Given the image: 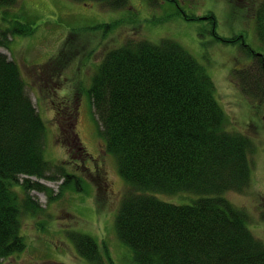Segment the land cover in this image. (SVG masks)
<instances>
[{
	"label": "trees",
	"instance_id": "trees-1",
	"mask_svg": "<svg viewBox=\"0 0 264 264\" xmlns=\"http://www.w3.org/2000/svg\"><path fill=\"white\" fill-rule=\"evenodd\" d=\"M74 1H96L111 9L128 3ZM156 1L146 0L153 6ZM164 1L175 3L183 17L200 19L187 14L177 0ZM16 3L0 0V7ZM237 3L244 19L253 22L260 53L248 48L240 34L219 36L213 29L212 12L203 13L204 19L217 39L239 43L252 54L253 65L234 69L233 77L247 98L264 104V0ZM14 31L32 33L22 25L0 28V47L8 46ZM72 36L70 31L63 43ZM63 54L64 49L49 61L60 63ZM54 81L49 80L50 84ZM83 92L104 149L114 156L117 171L130 188L120 203L115 231L131 249L135 264H264V243L247 227V213L224 196L249 184L251 142L242 133L224 129L225 115L215 98L213 80L188 50L170 38L126 40L105 52ZM59 103L53 100L52 109ZM55 132L54 128V141ZM45 134V123L17 63L0 51V264L26 247L20 233L21 216L37 208L28 192L48 190L27 178L18 188L11 181L17 183L20 174L53 180L58 175L50 170L63 171L44 157ZM182 190L199 197L192 204L180 205L154 195ZM71 239L82 257L99 262V247L91 236L73 233Z\"/></svg>",
	"mask_w": 264,
	"mask_h": 264
},
{
	"label": "rangeland",
	"instance_id": "rangeland-1",
	"mask_svg": "<svg viewBox=\"0 0 264 264\" xmlns=\"http://www.w3.org/2000/svg\"><path fill=\"white\" fill-rule=\"evenodd\" d=\"M157 2L153 6L146 0H128L125 7L111 9L95 1L17 0L13 6L0 7L1 29L20 28L21 25L32 29L30 34L14 31L9 36L8 46H1L0 51L17 63L27 93L45 123L44 157L64 171L59 168L50 170L49 173L58 175L53 180L26 175L18 177L16 188L27 178L31 182H41L48 190L28 192L37 208L21 216L20 232L26 247L3 259L2 264H135L131 249L115 231L120 203L130 188L119 175L114 156L107 157L111 179L109 191L101 189L98 192L89 180L66 173L69 165L57 158V148H64L61 142L54 141L52 118V101L65 99L59 88L72 86V90L79 89L83 106L74 130H78L86 150L92 155L103 148L99 125L83 91L88 89L95 67L105 52L129 39L151 42L173 39L205 67L214 83L215 98L224 111V129L242 133L251 142L249 184L242 191L229 190L224 195L247 213V227L264 243V104L248 99L233 77L234 69L253 65L252 54L246 53L239 43L217 39L211 33L212 25L203 16L201 19H187L175 3ZM177 2L187 14L212 12L215 18L213 29L219 36L240 34L252 50L262 51L253 22L244 19L246 15L242 14L243 8L237 3L239 0L234 3L231 0ZM106 23L110 25L103 26ZM70 31H73L71 41L61 48ZM63 49L68 57L63 54L60 63L53 61L49 64L50 58ZM49 65L53 69L46 71ZM41 72L48 73L50 81L55 80L52 84L49 82L50 91ZM63 173L68 174L67 179ZM154 195L164 202L180 205L192 204L199 197L197 193L185 190ZM73 233L89 235L96 241L99 262L80 256L71 239Z\"/></svg>",
	"mask_w": 264,
	"mask_h": 264
},
{
	"label": "flooded vegetation",
	"instance_id": "flooded-vegetation-1",
	"mask_svg": "<svg viewBox=\"0 0 264 264\" xmlns=\"http://www.w3.org/2000/svg\"><path fill=\"white\" fill-rule=\"evenodd\" d=\"M41 75L46 79L49 88V74L41 72ZM60 90L65 99L60 101L59 106L52 111V118L56 130L55 141L61 142L64 149L57 148L56 154L64 157H60L61 161L69 163V172L66 173L76 176L78 171L82 174V178L89 180L98 192L101 189L109 191L111 179L107 163L108 152L104 148H99L96 154L92 155L86 150L85 142L81 139L78 130H74L75 121L82 111V92L79 89L69 90L67 87H62Z\"/></svg>",
	"mask_w": 264,
	"mask_h": 264
},
{
	"label": "bare ground",
	"instance_id": "bare-ground-1",
	"mask_svg": "<svg viewBox=\"0 0 264 264\" xmlns=\"http://www.w3.org/2000/svg\"><path fill=\"white\" fill-rule=\"evenodd\" d=\"M246 45H247V44H246ZM247 47L250 48L248 45H247ZM250 49H251V48H250ZM251 50H252V49H251ZM49 69H53V67H52L51 65H49ZM20 175H21V174H20ZM20 175H19V176H20ZM37 178H38V177H37ZM15 183H16V181H11L10 184H11L12 187H14V186H15Z\"/></svg>",
	"mask_w": 264,
	"mask_h": 264
}]
</instances>
